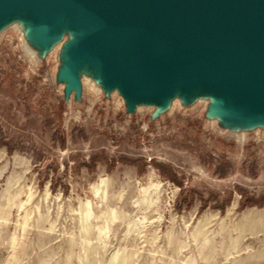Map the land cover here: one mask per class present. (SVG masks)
<instances>
[{"label": "rangeland", "instance_id": "obj_1", "mask_svg": "<svg viewBox=\"0 0 264 264\" xmlns=\"http://www.w3.org/2000/svg\"><path fill=\"white\" fill-rule=\"evenodd\" d=\"M187 120V121H186ZM65 112L0 45V264H264V142Z\"/></svg>", "mask_w": 264, "mask_h": 264}, {"label": "water", "instance_id": "obj_2", "mask_svg": "<svg viewBox=\"0 0 264 264\" xmlns=\"http://www.w3.org/2000/svg\"><path fill=\"white\" fill-rule=\"evenodd\" d=\"M7 38L65 112L92 95L149 126L264 142V0H0Z\"/></svg>", "mask_w": 264, "mask_h": 264}]
</instances>
